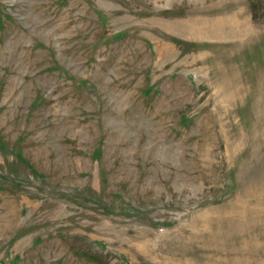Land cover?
Instances as JSON below:
<instances>
[{"label":"rangeland","instance_id":"1","mask_svg":"<svg viewBox=\"0 0 264 264\" xmlns=\"http://www.w3.org/2000/svg\"><path fill=\"white\" fill-rule=\"evenodd\" d=\"M0 264H264V0H0Z\"/></svg>","mask_w":264,"mask_h":264}]
</instances>
